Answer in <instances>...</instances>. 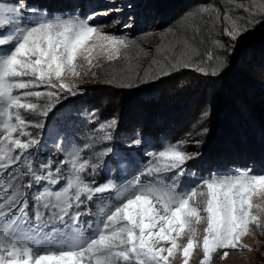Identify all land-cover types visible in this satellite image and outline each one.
<instances>
[{
	"label": "snow or ice",
	"instance_id": "1",
	"mask_svg": "<svg viewBox=\"0 0 264 264\" xmlns=\"http://www.w3.org/2000/svg\"><path fill=\"white\" fill-rule=\"evenodd\" d=\"M227 5L221 18L219 7L197 4L182 18L187 21L183 28L165 30L161 43L149 51L127 35L101 32L90 24L91 16L50 14L30 8L26 0L0 2V264H174L177 256L180 264H189L197 249L203 253L200 264H214L215 256L228 257L227 250H251L242 241L252 234V225L264 230L259 215L264 207L254 200L264 199V170L186 173L184 166L199 153H188L183 141L145 150L146 161L132 151L95 150L113 140L115 118L99 122L82 145L74 134L65 138L54 127L49 136L64 158L41 162L39 170L30 159V150L41 144L39 131L32 129L44 130L50 114L53 119L60 115L58 105L81 94L68 82L81 76L80 58L91 69L103 56L109 65L104 82L129 89L180 69L220 75L228 61L218 53L229 48L216 38L221 24L231 56L240 39L264 23V2L227 0ZM206 37L216 54L212 48L201 52ZM94 116L89 117L93 124ZM142 143L135 132L125 148ZM113 155L114 169L106 159ZM102 166L117 177L98 184L94 177ZM186 174L194 179L181 187L179 178ZM85 216L93 218L85 221Z\"/></svg>",
	"mask_w": 264,
	"mask_h": 264
},
{
	"label": "trees",
	"instance_id": "2",
	"mask_svg": "<svg viewBox=\"0 0 264 264\" xmlns=\"http://www.w3.org/2000/svg\"><path fill=\"white\" fill-rule=\"evenodd\" d=\"M246 1L240 0V3ZM45 2L46 7L58 9L65 0ZM254 2L259 4L264 0ZM197 4L219 7L221 18L225 7L229 6L225 0H141L138 30L153 33L166 28L181 29L187 23L182 19L185 13ZM223 30L221 24L216 38L229 48L218 54L227 58L228 67L218 76L180 69L155 82L130 89L104 82L86 87L82 96L70 99L59 109L89 105L100 118L117 120L113 132L116 137L138 127L142 135L156 140L162 137L173 142L183 140L189 152L195 149L194 152L199 153L187 162L188 169L202 173L212 168L227 169L231 165L263 169L264 23L246 33L231 56L228 55L231 41L225 38ZM209 48L216 54L206 37L200 50L206 52ZM252 55L256 60L250 61ZM107 91L122 96L118 111L111 109L109 97L103 95L102 92ZM191 140L196 146H190Z\"/></svg>",
	"mask_w": 264,
	"mask_h": 264
},
{
	"label": "rangeland",
	"instance_id": "3",
	"mask_svg": "<svg viewBox=\"0 0 264 264\" xmlns=\"http://www.w3.org/2000/svg\"><path fill=\"white\" fill-rule=\"evenodd\" d=\"M32 4H28L29 2ZM26 0L27 5L31 7H35L41 10H47L50 14H76L80 16H91L93 17L90 20V24L97 25L100 28V31L103 33H111L115 35H127L129 38L135 39L140 42L141 46L152 51L155 49L157 45L161 43L160 36L162 33H165V30L169 29L166 28L165 30L161 31H154L153 33L149 30L144 32L143 30H138L140 25V18L139 11L141 10L140 2L141 0H65V3L58 9H54L52 6L46 7L44 3L46 0ZM245 1V0H241ZM0 2L5 3H12L13 0H0ZM227 2V0H225ZM236 2L240 3V0H236ZM244 4L249 3V0L246 2H241ZM132 4L134 7L129 8L127 5ZM138 13V14H137ZM244 14L242 10H240L239 14ZM224 12H222V17ZM126 24L131 25L130 27H125ZM176 29V28H175ZM227 36H225L226 38ZM169 39L172 37L169 35ZM224 38V39H225ZM227 39V38H226ZM229 39V38H228ZM11 47V46H9ZM152 59V56L149 55L146 59H143L141 63L143 65H147L149 61ZM256 60L255 56H250V61ZM79 66V71L82 73L79 77H70L68 79L69 83H73L79 86L82 90L81 94L74 97L78 98L85 93L86 87H92L94 85L102 84L105 81L106 72L109 70V65L106 59L103 56L95 59L93 61L94 66L89 68L87 61L83 58H80L77 61ZM122 62L117 61L115 64L116 68H120ZM100 68H104L105 72L102 73L99 71ZM107 77V76H106ZM95 89V88H94ZM43 90V89H41ZM103 95L109 97L108 101H110V107L113 111H118L120 109V104L122 100L121 95H114L112 92H102ZM67 95V93H64ZM74 98H69L74 99ZM67 101H63L62 104L67 103ZM60 115L56 118H52L50 114V119L46 122V127L44 130H36L32 129L34 133L39 131V135L41 138V144L38 145L36 148L31 149L30 152L32 153L30 159L33 162V167L37 170L40 169L41 162H46L49 159L58 160L63 159V155L57 153L52 142V139L49 136L50 131L55 127L57 129L62 130L67 138L69 133L74 134L76 142L79 144H83L87 142L85 139L86 134L90 133L95 127L98 126L99 122H103L108 119L100 118L94 109L90 108L89 105H82L75 108L67 107L63 110L59 109ZM207 110V109H205ZM95 113V116L92 117L95 120V124L91 123L89 117L92 113ZM73 117L77 118V122H73ZM139 132L140 138L142 139L143 143L136 148L127 149L125 148V144L131 138H134V133ZM111 142H105L96 145L95 150H100L104 147H112L114 150V154L116 152L125 153L128 151H132L134 153H138L141 155L142 161H146L149 157L143 155L145 150L147 152H151L154 150H158L161 147L163 142H173L169 138L162 137L159 140L154 138H150L141 134L138 127H133V129L129 132L123 133L120 136H114ZM183 141V140H182ZM175 143V142H173ZM190 146H196L193 140L189 141ZM184 148L188 153L195 154V149H191L189 152L188 144L186 146V142H184ZM85 156L91 155V152L86 151L84 153ZM23 159V158H22ZM110 160V167L112 169L116 168V156L113 155L111 158H106ZM127 164V161H123ZM55 164H53V168H55ZM186 169V173L188 172H195L198 176H207L211 172H226L229 169H234L237 167L240 168H247L248 166L242 165H231L227 169H216L212 168L206 173H202L199 170L188 169L186 165L184 166ZM252 168V167H250ZM254 172H259L263 169L256 170L252 168ZM118 175L115 171H109L107 173L104 172L103 166L99 170V174L94 177L96 182L103 183L107 178H116ZM126 176L131 175V170L125 173ZM172 174H169L171 176ZM168 177H166L167 179ZM87 179H93V177H87ZM180 179V186L183 187L185 184L190 183L194 178L190 175H185L179 178ZM29 182V178L25 177V183ZM60 185H57L59 187ZM31 190H29L30 192ZM257 204H260L264 207V199L261 198H254ZM92 212H96L95 203H91L89 205ZM32 211V201L29 200V212ZM255 211V209H254ZM259 215L264 216V212H260ZM93 217L85 216L82 217L83 220L87 221L92 219ZM204 224L199 225V229L201 233L203 232ZM251 233L243 238V244L250 246L251 250L245 248L244 250H227L229 251V255L227 258L221 260L219 255L214 257V264H264V230L256 227L255 225L251 226ZM186 241H181V243H185ZM203 258V253L201 250L197 249L194 251L189 264H200V261ZM174 264H180V257L177 256Z\"/></svg>",
	"mask_w": 264,
	"mask_h": 264
}]
</instances>
